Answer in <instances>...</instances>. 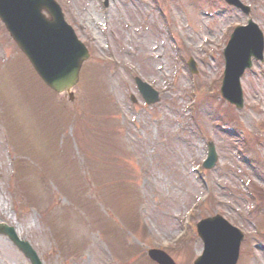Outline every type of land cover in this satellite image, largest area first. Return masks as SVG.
Listing matches in <instances>:
<instances>
[{
	"label": "rangeland",
	"instance_id": "rangeland-1",
	"mask_svg": "<svg viewBox=\"0 0 264 264\" xmlns=\"http://www.w3.org/2000/svg\"><path fill=\"white\" fill-rule=\"evenodd\" d=\"M56 1L92 55L73 101L0 21V223L43 264H155V248L193 264L196 223L220 214L245 234L238 264H264V198L251 194L264 193V59L242 77L241 110L220 95L229 36L248 19L264 32V0H241L249 17L223 0ZM0 264L31 263L0 235Z\"/></svg>",
	"mask_w": 264,
	"mask_h": 264
},
{
	"label": "water",
	"instance_id": "water-1",
	"mask_svg": "<svg viewBox=\"0 0 264 264\" xmlns=\"http://www.w3.org/2000/svg\"><path fill=\"white\" fill-rule=\"evenodd\" d=\"M225 1L249 12V8L239 0ZM43 9L49 11L52 20L42 15ZM0 17L44 80L59 93L67 91L72 99L71 89L79 80L82 63L88 54L66 26L52 0H0ZM262 51V33L252 22L248 27L236 29L225 50L226 71L222 93L239 108L243 105L240 78L252 66V57L262 60ZM190 67L195 70L193 62H190ZM137 82L148 103L159 101L157 92L138 79ZM216 161V154L211 149L205 167L212 168ZM198 231L205 249L195 264H237L243 239L240 231L219 216L201 221ZM0 233L8 235L31 264H42L31 245L20 241L12 228L0 225ZM149 255L159 264H175L162 251L152 250Z\"/></svg>",
	"mask_w": 264,
	"mask_h": 264
}]
</instances>
